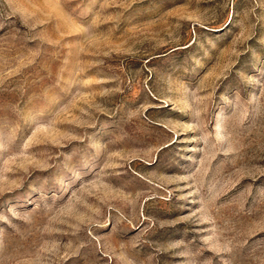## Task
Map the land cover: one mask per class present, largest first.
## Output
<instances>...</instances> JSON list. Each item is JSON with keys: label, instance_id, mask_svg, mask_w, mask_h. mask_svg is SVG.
Wrapping results in <instances>:
<instances>
[{"label": "rangeland", "instance_id": "rangeland-1", "mask_svg": "<svg viewBox=\"0 0 264 264\" xmlns=\"http://www.w3.org/2000/svg\"><path fill=\"white\" fill-rule=\"evenodd\" d=\"M0 264H264V0H0Z\"/></svg>", "mask_w": 264, "mask_h": 264}]
</instances>
